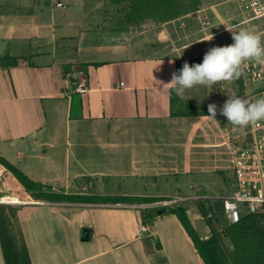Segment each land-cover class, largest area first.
<instances>
[{
	"label": "crops",
	"instance_id": "obj_1",
	"mask_svg": "<svg viewBox=\"0 0 264 264\" xmlns=\"http://www.w3.org/2000/svg\"><path fill=\"white\" fill-rule=\"evenodd\" d=\"M108 1L112 9L105 0H0V155L59 194L191 196L144 187L157 177L193 175L199 161L181 156L167 162L158 137L136 126L185 118L172 117L170 97L176 93L162 84L179 73L184 63L178 67V60L192 59L187 50L227 28L187 39L188 23L205 11L201 7L174 21H145L120 31L118 7ZM24 57L29 64L2 61ZM67 72L84 75L88 92L66 94ZM13 187L31 196L11 174L3 193ZM7 201L24 203L3 197ZM33 201L38 203L17 208L7 225L31 264H204L176 216L155 212L160 202ZM187 213L195 228V215ZM34 217L42 220L30 225ZM197 233L210 235L207 225Z\"/></svg>",
	"mask_w": 264,
	"mask_h": 264
},
{
	"label": "rangeland",
	"instance_id": "obj_2",
	"mask_svg": "<svg viewBox=\"0 0 264 264\" xmlns=\"http://www.w3.org/2000/svg\"><path fill=\"white\" fill-rule=\"evenodd\" d=\"M241 0H201V7L205 9L204 12H200L194 16L188 23L187 39H194L198 35L213 32L215 29L224 27L232 28L234 31L240 29H248L250 31H256V24L254 22L238 24L250 16L249 13L243 11L240 7ZM264 1V0H263ZM107 7L111 8V3L105 0ZM103 6V5H102ZM112 9V8H111ZM210 38V37H209ZM208 38V39H209ZM206 39V40H208ZM234 43L232 33L228 30L226 32L214 36L211 41H202L195 45L191 50H187L192 62L188 64L194 65L196 63H202L203 57L207 51L216 46H227ZM188 57V58H189ZM183 65H181L180 70ZM251 86V85H247ZM231 82H218L211 88L204 86H197L185 94V99H178V106L183 110L186 106L195 107L198 116L180 118L179 121L168 122H144L139 123L136 129L153 133L155 137V143L160 144L161 147L166 148L160 152V157L167 162L172 163L180 161L181 156H184L185 161H191L195 158L199 161V164L194 168L195 174L182 175L176 180L175 177H157L152 180H145L144 184L148 191H159L177 193L178 189L191 196H220L231 193L234 190V176L231 169V147L235 143V136L243 129L235 128L231 126H224L223 122L226 119L220 114L221 108L217 109V115L215 121L211 120L208 116V105L213 104L214 100L221 99L224 103L226 100L222 97L223 92L229 91ZM249 89V88H248ZM191 98V99H190ZM189 99V100H188ZM180 108V109H181ZM183 148L181 154L180 149ZM140 180V179H139ZM138 180V181H139ZM121 189H125V181L121 180ZM190 184H194L200 187L198 191L190 189ZM137 189H143L142 186H138ZM151 189V190H150ZM138 190V191H139ZM6 195L11 197H17L22 201H33L31 196L25 195L24 191L19 189H9ZM196 202L199 201H187L182 203L191 215H195V228L198 232H203L206 228L205 222L198 212ZM162 204V203H161ZM213 206L221 208V204L218 202H210ZM4 206L5 214L11 215V210L16 213V209L24 205H6ZM166 204L164 206H170ZM163 206V205H162ZM217 208V209H218ZM72 210H76L73 208ZM152 213L147 211L146 214ZM215 213V212H214ZM219 215V212H216ZM42 220V218H33L30 225L34 221ZM220 222L217 224L219 228L229 223L227 218L221 216ZM152 221V220H150ZM225 241V240H224Z\"/></svg>",
	"mask_w": 264,
	"mask_h": 264
},
{
	"label": "trees",
	"instance_id": "obj_3",
	"mask_svg": "<svg viewBox=\"0 0 264 264\" xmlns=\"http://www.w3.org/2000/svg\"><path fill=\"white\" fill-rule=\"evenodd\" d=\"M117 5L119 17V30L125 31L131 26H140L145 21L154 23H167L176 19L194 15L201 9V0H113ZM139 28V27H138ZM3 62L9 65H27L29 58H3ZM194 60H178L177 65L189 63ZM252 92L260 93L263 88H251ZM248 90L243 75L231 81L229 91L223 92L224 100L229 95L244 97ZM178 106L176 96L170 97V111L172 117L198 116L195 107L186 106L184 110ZM223 125L232 126L227 118ZM0 163L3 164L17 179L21 186L36 200L43 202H70V203H132L146 204L161 201H170L171 198L163 197H126L113 198L81 196L77 194H59L47 192L46 187L35 183L16 166L12 165L0 155ZM210 202H196L199 214L209 228L210 235L201 240L193 227L187 213V208L182 204L157 207L155 212L162 211L175 215L188 236L191 238L200 258L204 264H264V216L258 214L243 215L237 223H227L219 228L220 217L224 216L222 206L218 208ZM218 208V209H217ZM11 215L14 211L11 210ZM215 212V213H214ZM216 212H219L217 217ZM5 214L4 206L0 205V246L5 264H31L25 248H18L13 237L7 232L10 218ZM223 231L232 244L230 248L223 238Z\"/></svg>",
	"mask_w": 264,
	"mask_h": 264
},
{
	"label": "built area",
	"instance_id": "obj_4",
	"mask_svg": "<svg viewBox=\"0 0 264 264\" xmlns=\"http://www.w3.org/2000/svg\"><path fill=\"white\" fill-rule=\"evenodd\" d=\"M240 7L250 14L248 18L238 24L254 22L256 32L262 36L264 42V1L263 0H241ZM243 77L249 89L244 93V97L255 100L264 96V90L260 93L252 92L251 88L260 87L264 89V64L249 62L244 66ZM64 91L66 94L76 92L81 95L88 92L87 78L80 74L74 76L72 72H67L64 76ZM213 104L217 109L223 107L221 99L214 100ZM237 128V127H235ZM236 140L231 147V169L234 176V190L226 195L220 196H184L170 201L160 202V205L182 204L187 201L218 202L223 209L224 217L229 223H237L243 215L258 214L264 216V121H260L255 126H248L235 136ZM11 172L0 163V204L6 205H27L37 204L35 201H23L16 204L2 202L3 197L8 196L3 193V185L6 179L11 176ZM13 175V174H12ZM47 192H59L56 188H45ZM162 203V204H161ZM147 231L146 227L141 228ZM205 240L207 238H200Z\"/></svg>",
	"mask_w": 264,
	"mask_h": 264
},
{
	"label": "clouds",
	"instance_id": "obj_5",
	"mask_svg": "<svg viewBox=\"0 0 264 264\" xmlns=\"http://www.w3.org/2000/svg\"><path fill=\"white\" fill-rule=\"evenodd\" d=\"M226 28L232 33L234 43L211 48L205 53L202 63L190 66L185 62L179 73L172 74L169 83L162 84V89L171 88L179 98L185 99L186 92L197 86L211 88L218 82L239 79L243 75L244 66L249 62L264 64V42L260 34L243 28L239 31L227 26ZM212 39L211 35L206 41ZM160 65L154 69H158ZM229 96L220 110V114L227 118L229 124L244 129L264 121V96L255 100L235 94ZM208 112L210 113L208 117L218 123L215 120L217 115L215 104L208 105Z\"/></svg>",
	"mask_w": 264,
	"mask_h": 264
},
{
	"label": "water",
	"instance_id": "obj_6",
	"mask_svg": "<svg viewBox=\"0 0 264 264\" xmlns=\"http://www.w3.org/2000/svg\"><path fill=\"white\" fill-rule=\"evenodd\" d=\"M223 238H224L226 244H227L230 248H232V244H231L230 240L228 239V237H227V235H226V233H225L224 231H223Z\"/></svg>",
	"mask_w": 264,
	"mask_h": 264
}]
</instances>
